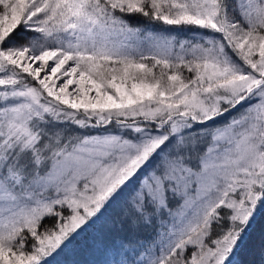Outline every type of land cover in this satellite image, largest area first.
Wrapping results in <instances>:
<instances>
[{"label": "snow or ice", "instance_id": "snow-or-ice-1", "mask_svg": "<svg viewBox=\"0 0 264 264\" xmlns=\"http://www.w3.org/2000/svg\"><path fill=\"white\" fill-rule=\"evenodd\" d=\"M260 217L264 0H0V264H264Z\"/></svg>", "mask_w": 264, "mask_h": 264}, {"label": "trees", "instance_id": "trees-1", "mask_svg": "<svg viewBox=\"0 0 264 264\" xmlns=\"http://www.w3.org/2000/svg\"><path fill=\"white\" fill-rule=\"evenodd\" d=\"M133 23H137V20L135 18H133ZM262 236H264V217L258 218L251 234L250 243L253 245L259 244ZM99 258L100 257H98L97 255L84 250V242L81 241L74 245L72 250H69L62 257H60L59 260L61 264H65V262L91 261Z\"/></svg>", "mask_w": 264, "mask_h": 264}]
</instances>
